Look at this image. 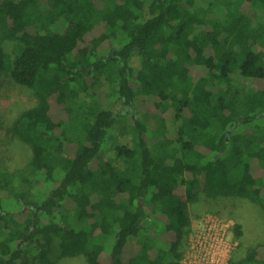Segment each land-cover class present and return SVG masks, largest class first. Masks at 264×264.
<instances>
[{
    "label": "trees",
    "instance_id": "1",
    "mask_svg": "<svg viewBox=\"0 0 264 264\" xmlns=\"http://www.w3.org/2000/svg\"><path fill=\"white\" fill-rule=\"evenodd\" d=\"M47 1L0 0V78L36 98L10 127L27 167L0 169V264H182L199 193L264 207V0Z\"/></svg>",
    "mask_w": 264,
    "mask_h": 264
},
{
    "label": "rangeland",
    "instance_id": "2",
    "mask_svg": "<svg viewBox=\"0 0 264 264\" xmlns=\"http://www.w3.org/2000/svg\"><path fill=\"white\" fill-rule=\"evenodd\" d=\"M196 1L197 4H202L207 0ZM47 2L49 1L46 0V4ZM195 30L200 31L201 26ZM4 46L7 52H10L12 42L7 41ZM256 49L262 50L263 48L256 47ZM132 65L139 68L142 62L135 57ZM245 80L240 77L236 79L238 83L245 82ZM248 82L251 85L250 81ZM140 101L137 107L142 117L144 119H147L148 115L152 118L156 117L154 106L145 99H140ZM34 103H36V98L29 88L16 83L8 74L2 75L0 78V169L12 172L19 169L25 170L24 168L27 167L31 149L10 131V127L20 112ZM144 104L147 108L145 110L142 109ZM168 106L170 105L166 103L167 109L163 110V116L170 121L173 113ZM122 108L120 104L114 106V109L118 111ZM112 130L116 132V129ZM119 137L123 142L127 140L122 135ZM110 145L111 143L107 142L106 147ZM106 155L111 158L112 149H106ZM238 175L237 171L233 173L234 178ZM199 189H202V185ZM199 195L197 202L190 205L192 229L182 264H226L233 254L242 253L253 245L264 243V207L262 205L233 198H210L204 192ZM262 200L264 202V197ZM236 223L241 226L240 238H237L234 233ZM56 251H53V255ZM55 264H87V262L84 256L79 255L59 258Z\"/></svg>",
    "mask_w": 264,
    "mask_h": 264
},
{
    "label": "built area",
    "instance_id": "3",
    "mask_svg": "<svg viewBox=\"0 0 264 264\" xmlns=\"http://www.w3.org/2000/svg\"><path fill=\"white\" fill-rule=\"evenodd\" d=\"M181 263H183V260L181 261ZM227 264V263H226Z\"/></svg>",
    "mask_w": 264,
    "mask_h": 264
}]
</instances>
